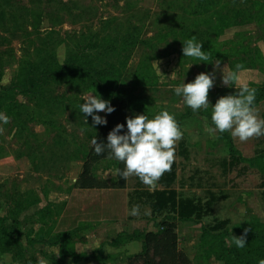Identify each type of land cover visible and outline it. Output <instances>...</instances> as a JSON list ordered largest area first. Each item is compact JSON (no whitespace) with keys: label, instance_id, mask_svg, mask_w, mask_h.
Returning a JSON list of instances; mask_svg holds the SVG:
<instances>
[{"label":"rangeland","instance_id":"rangeland-1","mask_svg":"<svg viewBox=\"0 0 264 264\" xmlns=\"http://www.w3.org/2000/svg\"><path fill=\"white\" fill-rule=\"evenodd\" d=\"M193 36L206 62L184 57L183 42ZM0 37V113L10 117L0 123V264H126L131 240L142 252L141 235L167 221L176 223L192 264L264 260V137L213 138L204 122L214 127L212 106L242 84L256 89L264 118V0H0ZM237 64L240 83L223 85V69ZM200 73H214L215 85L209 108L193 113L174 89ZM89 94L124 99L126 118L175 115L186 130L172 188L199 205L200 219L154 214L140 202V214L129 215L139 201L133 191L146 188L132 176L131 206L119 211L118 227H76L68 210L78 201L73 183L99 127L80 112ZM246 228L243 249L229 243Z\"/></svg>","mask_w":264,"mask_h":264},{"label":"clouds","instance_id":"clouds-1","mask_svg":"<svg viewBox=\"0 0 264 264\" xmlns=\"http://www.w3.org/2000/svg\"><path fill=\"white\" fill-rule=\"evenodd\" d=\"M202 46L203 43L197 42L195 36L186 40L183 42L182 48L184 57L197 58L206 62L208 56L205 51H202ZM153 64L158 68L159 62ZM220 64L221 61H215L216 68H219ZM225 68L222 77L223 85L232 87L239 84L243 66L237 64L235 71L227 72H225ZM174 75L175 73L171 78ZM214 85V73H200L193 82H183L175 87L174 91L177 96H182L184 104L193 113H197L201 109L209 108V94ZM84 101L80 106V112L86 117L92 118L93 126L107 124L106 119L95 113L111 114L115 111L110 102L104 101L99 95L89 94L84 97ZM255 101L256 89L250 88L247 84L240 85L235 94L218 98L215 105L212 106L211 113V122L214 127L208 126L205 117V131L213 138H218L216 133H230L233 138L242 143L264 137V118L260 117L259 111L255 107ZM0 123H10V117L0 113ZM84 124H88L87 119H84ZM126 126V134L121 135L125 125L117 124L109 132L106 144L98 142L97 137H94L91 140L94 153L101 156L107 151L108 159L114 158L124 165L123 169L109 170L105 173V177L109 174L117 175L126 181L129 177L135 176L149 189L154 190L159 180L166 173L171 172L175 162L176 145L183 138L186 129H182L175 115L170 114L167 110L161 111L152 119H149L145 114L126 118ZM3 133L4 128L0 126V134ZM139 209V205H133L129 215L138 216ZM249 230L244 229L243 235L239 237L232 235L229 243H234L237 248L243 249L246 246V236ZM38 264H47V261L41 258L38 260ZM259 264H264V260H260Z\"/></svg>","mask_w":264,"mask_h":264},{"label":"trees","instance_id":"trees-1","mask_svg":"<svg viewBox=\"0 0 264 264\" xmlns=\"http://www.w3.org/2000/svg\"><path fill=\"white\" fill-rule=\"evenodd\" d=\"M6 44V39L0 37V47ZM109 102L115 111L111 114L105 115L107 124L99 125L95 137L98 142L107 143V136L117 124H124V130L121 135L126 134V117H127V104L124 99H115L109 97ZM107 151L97 156L94 153V148L91 145L88 150L79 174L73 187L75 189H115L120 190L126 187V181L117 176L111 181L110 185L105 180L98 178L92 171L93 166L100 161L110 160L114 162L115 169H123L124 165L116 159H108ZM176 174L174 171V164L172 170L166 173L158 182L163 189L155 190L153 192L133 191L132 196L137 200L133 205L147 204L154 214H166L176 217L180 220H191L192 218L200 219L201 208L199 205L194 204L193 201L188 199H178L177 192L172 188ZM132 196L129 195L131 206ZM226 222L212 227L213 231H218L225 225ZM176 223L167 221L159 226L156 232H146L141 235L143 251L132 256L126 260V264H192L188 256L179 248L178 236L176 234Z\"/></svg>","mask_w":264,"mask_h":264},{"label":"crops","instance_id":"crops-1","mask_svg":"<svg viewBox=\"0 0 264 264\" xmlns=\"http://www.w3.org/2000/svg\"><path fill=\"white\" fill-rule=\"evenodd\" d=\"M110 163L114 165L113 161L110 160H103L93 166V173L100 179L106 180L105 173L110 170L114 169L112 166L109 168L104 166L102 168V164ZM115 167V165L113 166ZM81 168L79 169V174L81 173ZM100 170H104L102 176L97 173ZM116 177V175H115ZM114 177V178H115ZM77 179H75L73 185L75 184ZM145 186V185H144ZM144 188L145 191L153 192L155 190H162L160 184H157V187L153 189H149L147 186ZM140 188V187H139ZM142 189V188H141ZM73 194L77 195L78 201L76 203L71 202L70 208L68 209L70 215L74 216L72 219L75 220L76 227L80 226L82 223L92 224L95 229H102L107 224H114L115 227H118V223L120 219L119 211H123L127 213L129 209V193L131 190L129 189L128 185L124 189L115 190V189H72ZM136 205V204H135ZM138 205H141L138 203ZM123 215V214H122ZM109 218H115L113 220L117 221H108ZM150 232H156V230H150ZM131 245L133 250V254L138 253L137 247L140 245V242H135L131 240ZM180 248V247H179ZM118 250V249H117ZM132 254V255H133Z\"/></svg>","mask_w":264,"mask_h":264}]
</instances>
